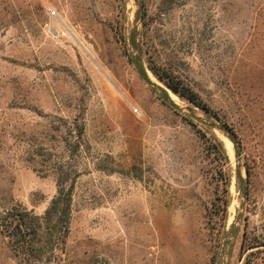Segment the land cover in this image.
<instances>
[{
	"label": "rangeland",
	"instance_id": "obj_1",
	"mask_svg": "<svg viewBox=\"0 0 264 264\" xmlns=\"http://www.w3.org/2000/svg\"><path fill=\"white\" fill-rule=\"evenodd\" d=\"M68 172L64 264H264V0H0V210L43 215Z\"/></svg>",
	"mask_w": 264,
	"mask_h": 264
},
{
	"label": "trees",
	"instance_id": "obj_2",
	"mask_svg": "<svg viewBox=\"0 0 264 264\" xmlns=\"http://www.w3.org/2000/svg\"><path fill=\"white\" fill-rule=\"evenodd\" d=\"M134 64L139 74L152 85L145 68L139 62L134 61ZM147 68L153 77L175 96L198 107L207 116L220 120L218 114L202 100L190 84L174 72L152 64H149ZM158 88L163 93V104L174 110L179 109L170 98L169 93L163 88ZM222 129L237 146L238 138L235 131L229 129L227 124H224ZM84 130L82 124L79 128V137L83 136ZM213 139L215 142L213 144L214 153L223 158L225 165H229V158L223 143L216 136H213ZM65 175L58 181L57 195L52 199L43 215H38L33 210L18 204L0 210V239L19 264H64L63 255L70 234L73 193L78 173L68 172ZM239 178L242 180L241 176ZM230 180L229 173H226L224 179L225 198L218 211L223 220L227 217V209L230 204L228 187ZM245 246L248 249L257 247L252 243Z\"/></svg>",
	"mask_w": 264,
	"mask_h": 264
},
{
	"label": "bare ground",
	"instance_id": "obj_3",
	"mask_svg": "<svg viewBox=\"0 0 264 264\" xmlns=\"http://www.w3.org/2000/svg\"><path fill=\"white\" fill-rule=\"evenodd\" d=\"M83 48H84V46H83ZM86 51H87V49L86 48H84ZM172 98L173 99H175V100H177L178 99V97H176L175 95H172ZM224 137V136H223ZM224 139V143H225V146H226V149H227V152H228V154H229V157L230 158H232V156H233V146H232V143L229 141V139H227V138H223ZM235 201V200H234ZM233 202V201H232ZM234 218V217H233Z\"/></svg>",
	"mask_w": 264,
	"mask_h": 264
}]
</instances>
